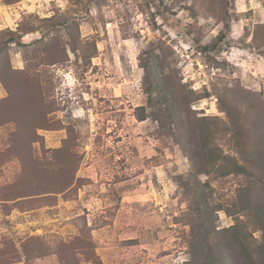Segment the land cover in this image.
I'll return each mask as SVG.
<instances>
[{"label": "rangeland", "instance_id": "obj_1", "mask_svg": "<svg viewBox=\"0 0 264 264\" xmlns=\"http://www.w3.org/2000/svg\"><path fill=\"white\" fill-rule=\"evenodd\" d=\"M263 148L264 0H0V264H264Z\"/></svg>", "mask_w": 264, "mask_h": 264}, {"label": "trees", "instance_id": "obj_2", "mask_svg": "<svg viewBox=\"0 0 264 264\" xmlns=\"http://www.w3.org/2000/svg\"><path fill=\"white\" fill-rule=\"evenodd\" d=\"M234 118H235V119H232V113H231V122L233 123V126H234L235 130H236V131H242L241 128H240V126H239L238 114L235 115ZM140 119H141V121H143V120H144V117H141ZM254 125L257 126V127L253 128V130L258 131V130H259L258 126H260V121H257V119H255V120H254ZM235 136H236V137H239V133L236 132V133H235ZM263 150H264V148H263ZM211 155H213V153H212ZM218 161H219L218 157H214L213 160H212V163L214 164V163H217ZM231 165H232L233 168H235V171H233V172H231V173H236V174H240V175H249V176H251V177L254 176L252 173L249 172V170H248L247 167H245V166H243V165H241V164L239 163V161L237 160V158H231ZM253 188H254V186H253L252 188L248 187L247 190H245V191H247L246 193L258 189V187H257L256 185H255V188H254V189H253ZM251 189H252V190H251ZM260 204H261V202L258 201V202L256 203V207L259 208V212H263L264 208H262V206H259ZM236 229H237V226L231 227V230H232V231H233V230H236ZM261 230H262V233H263V236H262V243H263V246H262V253H263V255H264V227H263V229H261ZM237 236H238V235H235V236H234L235 238H233V239L231 240V247H232L231 249H233V250H237L238 247H242V248L245 247V246L243 245L244 243H243V242L240 240V238L237 237ZM247 256H248V254H247ZM246 264H252V263H248V262H247Z\"/></svg>", "mask_w": 264, "mask_h": 264}]
</instances>
